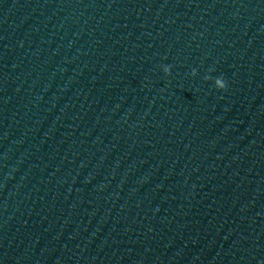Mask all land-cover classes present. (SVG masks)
Returning <instances> with one entry per match:
<instances>
[{
	"label": "water",
	"instance_id": "water-1",
	"mask_svg": "<svg viewBox=\"0 0 264 264\" xmlns=\"http://www.w3.org/2000/svg\"><path fill=\"white\" fill-rule=\"evenodd\" d=\"M0 264H264V0H0Z\"/></svg>",
	"mask_w": 264,
	"mask_h": 264
},
{
	"label": "clouds",
	"instance_id": "clouds-1",
	"mask_svg": "<svg viewBox=\"0 0 264 264\" xmlns=\"http://www.w3.org/2000/svg\"><path fill=\"white\" fill-rule=\"evenodd\" d=\"M162 71L166 74V75H170L171 74V65H162L161 66ZM196 70L193 69L191 72V75L195 76ZM211 77L206 76L205 79H210ZM214 87L218 90H225L227 88V82L223 77H217L214 79Z\"/></svg>",
	"mask_w": 264,
	"mask_h": 264
}]
</instances>
